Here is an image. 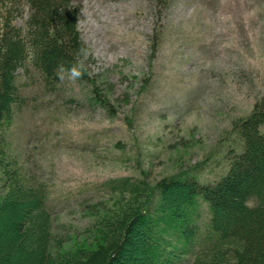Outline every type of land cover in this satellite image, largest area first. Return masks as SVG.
Segmentation results:
<instances>
[{
    "label": "rangeland",
    "instance_id": "374dc122",
    "mask_svg": "<svg viewBox=\"0 0 264 264\" xmlns=\"http://www.w3.org/2000/svg\"><path fill=\"white\" fill-rule=\"evenodd\" d=\"M75 1L86 79L28 87L27 107L5 132L8 154L47 186L67 244L115 207L117 197L101 198L108 179H217L235 142L231 122L264 89V0H170L163 9L155 0ZM138 237L123 264L142 262Z\"/></svg>",
    "mask_w": 264,
    "mask_h": 264
},
{
    "label": "trees",
    "instance_id": "16d2710c",
    "mask_svg": "<svg viewBox=\"0 0 264 264\" xmlns=\"http://www.w3.org/2000/svg\"><path fill=\"white\" fill-rule=\"evenodd\" d=\"M155 1L162 9L170 2ZM25 2L35 14L23 34ZM79 18L75 0H0V264H123L136 233L138 264H264V89L251 112L231 122L235 142L226 139L234 146L217 179L182 171L153 183L108 179L101 198L117 197L115 207L68 236L70 244L55 233L47 186L8 154L5 132L27 107L28 87L63 83L57 65L85 49Z\"/></svg>",
    "mask_w": 264,
    "mask_h": 264
},
{
    "label": "clouds",
    "instance_id": "9594fccd",
    "mask_svg": "<svg viewBox=\"0 0 264 264\" xmlns=\"http://www.w3.org/2000/svg\"><path fill=\"white\" fill-rule=\"evenodd\" d=\"M23 17L18 18V23L24 25V33L27 32L26 22L31 19L32 15L35 14V9L32 8L31 3L25 2L22 5ZM88 57V52L86 49H79L75 53L74 62H60L55 70L56 76L59 81L63 82L68 79L71 82L81 79L86 71V60ZM22 70V69H18Z\"/></svg>",
    "mask_w": 264,
    "mask_h": 264
}]
</instances>
